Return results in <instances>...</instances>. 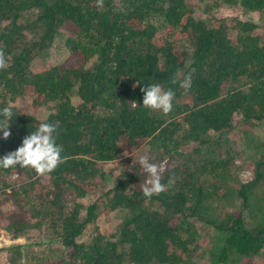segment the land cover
Instances as JSON below:
<instances>
[{
  "label": "trees",
  "instance_id": "1",
  "mask_svg": "<svg viewBox=\"0 0 264 264\" xmlns=\"http://www.w3.org/2000/svg\"><path fill=\"white\" fill-rule=\"evenodd\" d=\"M221 6L239 11L218 16ZM259 26L264 33V0H104L103 7L97 0H0V49L8 60L0 70V109L13 110L10 137L0 132V157L47 121L58 122L54 135L65 158L45 176L18 165L0 168V199L9 201L2 217L12 237L47 228L42 249L13 244L24 264H186L199 242L197 223L211 237L200 264H264L255 258L264 250V156L253 163L252 177L235 185V155L215 146L239 115L264 124ZM60 41L68 51L62 60L32 67ZM189 73V91L170 83ZM148 83L174 90L171 112L142 106ZM25 95L34 106L45 104L46 114L16 106ZM144 142L166 156L161 182L175 179L150 199L139 163L117 177L99 167ZM10 173L21 176L11 183ZM106 185L91 202L76 199ZM230 189L237 202L217 208ZM108 210L119 217L115 231L80 240Z\"/></svg>",
  "mask_w": 264,
  "mask_h": 264
},
{
  "label": "rangeland",
  "instance_id": "2",
  "mask_svg": "<svg viewBox=\"0 0 264 264\" xmlns=\"http://www.w3.org/2000/svg\"><path fill=\"white\" fill-rule=\"evenodd\" d=\"M196 3V0H193ZM200 10V9H199ZM238 9L232 7L221 6L216 10V14L218 16L227 17L233 12H238ZM226 23L229 24L230 20L226 19ZM65 29V28H64ZM62 28V30H64ZM257 30L261 32L263 35V28L257 27ZM180 44L183 43L179 41ZM68 51L66 47L59 42L57 48H55L49 58L46 60H36L32 67L33 68H41L44 66H51L60 60H62ZM71 62L75 63L77 61L76 57L73 56L70 59ZM240 81L237 83V86H240ZM71 100L76 101L77 98L75 95L71 96ZM16 106L23 108L26 112L34 113L36 116H44L48 110V107L43 105L34 106L32 105V96H22L17 98L14 102ZM235 125L233 129L229 132V134L225 137L224 141L221 144L215 145L216 150L220 151L222 154H225V148L228 146L230 152L235 155L233 161L231 162L229 169L234 174V184L239 185L242 182H246L253 175V163L260 158V156H264V124L261 122H255L252 120H245L239 115L235 119ZM183 147H189L186 143ZM147 154L152 159L153 163H164L166 164V156H161L157 154V150L152 143L144 142L139 148L134 149L132 152L125 153L115 159L100 162L99 167L104 170H109L112 176L117 177L121 174L129 173L132 170V164L138 163V157L140 155ZM202 154H194L193 158H199ZM18 173H10L6 177L8 182L15 181L16 178L20 177ZM147 178V174L145 173V179ZM144 182L142 184H144ZM108 185L105 187H96L95 190L76 198L82 203L86 204L91 202L97 198H99L102 192L106 189ZM11 187H7V191L10 190ZM217 192H221V188L217 189ZM212 194V193H211ZM72 196V194H70ZM234 190H228L225 195L221 198L216 199L217 208H220V205L227 207L232 206L236 203V199L233 198ZM2 198V195L0 196ZM220 204V205H219ZM9 206V201H3L0 199V264H24L20 256L22 255L23 250L20 253L18 252V248L14 247L15 242H23L29 243L27 249H34L36 251L37 248L40 247L42 249L44 244L42 245L40 242L44 240V233L47 228L45 223L43 224L41 230L32 229L27 232L24 236L21 237H12L9 228L5 225L6 221L2 217V209L7 208ZM119 222V217L114 211H102L96 219L87 224L82 234L79 236L80 240H88L90 236L96 231L99 230L103 232L105 235L112 234L117 228ZM196 228L198 229V239L199 242H196L197 245L194 247L190 253V259L186 264L192 263H202L206 259L209 240L210 230L203 228V225L199 223L196 224ZM195 243V244H196ZM263 250V249H262ZM12 257V259L10 258ZM14 258V259H13ZM256 260H261L264 258V250L255 256ZM123 264H134L132 261L124 260ZM156 264V263H154ZM233 264H240L239 262Z\"/></svg>",
  "mask_w": 264,
  "mask_h": 264
},
{
  "label": "clouds",
  "instance_id": "3",
  "mask_svg": "<svg viewBox=\"0 0 264 264\" xmlns=\"http://www.w3.org/2000/svg\"><path fill=\"white\" fill-rule=\"evenodd\" d=\"M104 0H97V6L103 7ZM8 67V60L5 53L0 49V70ZM192 69L191 72H194ZM170 83L178 84L185 92L189 91L192 86L191 73L183 76L182 79L173 78ZM143 93L142 106L153 111H160L167 114L172 111L173 99L175 92L172 88L164 89L160 84L148 83L146 87L141 88ZM134 107H138L133 102ZM13 120V110L11 107L0 109V132L3 139H8L11 135L8 130ZM58 128V122L50 123L41 122L38 127L22 139V143L14 151H11L0 157V168H31L37 176H45L52 173L61 163L64 162L62 145L57 144L55 133ZM138 163L143 173L147 174L144 186L142 187L143 195L151 198L153 195L171 188L175 179L170 177L167 185L161 182L162 173L167 170L164 163H153L149 155L144 154L138 157Z\"/></svg>",
  "mask_w": 264,
  "mask_h": 264
}]
</instances>
